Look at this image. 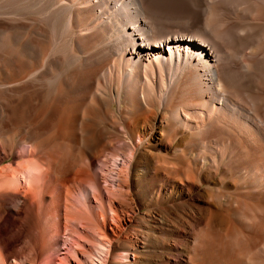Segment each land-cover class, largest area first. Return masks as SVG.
<instances>
[{
    "label": "bare ground",
    "instance_id": "6f19581e",
    "mask_svg": "<svg viewBox=\"0 0 264 264\" xmlns=\"http://www.w3.org/2000/svg\"><path fill=\"white\" fill-rule=\"evenodd\" d=\"M155 4L0 0V209L64 239L28 264H264V0Z\"/></svg>",
    "mask_w": 264,
    "mask_h": 264
},
{
    "label": "rangeland",
    "instance_id": "374dc122",
    "mask_svg": "<svg viewBox=\"0 0 264 264\" xmlns=\"http://www.w3.org/2000/svg\"><path fill=\"white\" fill-rule=\"evenodd\" d=\"M172 1L173 0H152V2L156 3L155 4L156 6L163 9L164 13L158 12L160 20L163 22L166 21L165 23L171 26H184V25L190 24V22L195 17L193 12L183 14L184 12L182 13L181 11H179L182 9H176V8L174 9V7L171 6ZM175 18H176V21H175ZM181 19L184 21H182ZM186 19H187V22L185 21ZM112 132L115 133L116 131L112 130ZM44 157L46 158V156ZM17 159H18L17 156H12L10 157V159L6 160L5 163L14 164L16 163ZM46 169H48L47 177L53 179V175L50 171V168L46 166ZM52 195H53L52 190H49L48 192H44V203L45 204H48L50 201H52ZM65 195H66L65 189L63 188H61V190L59 189V200L56 201V203L57 202L59 203V204L57 203L59 207V208L57 207V210L59 209L58 212L62 215V219H61L62 223L64 221L63 215L66 213L65 208L63 206L65 202V199H64ZM18 202L19 203L22 202V203L20 205L19 203H17V205L15 204L13 205V203H8V205L5 206V208L0 209V247H1V250L5 253L4 255L7 261L9 260V262H7L6 264H15L14 263L15 259H16L17 264L19 262H20L19 264H28L29 262L34 263L36 261L38 262L39 260L41 261L42 258L44 260V258L48 255L47 253L54 254L52 253L50 249L51 246L50 247L48 246L47 248V245H45V243L44 245H42V242H41L42 234L44 233L43 231L46 232L51 229L50 222L52 221V218L48 216L49 218L48 221L50 220L49 221L50 224H49L44 218L45 214L41 212H37L35 206L28 205V202L26 199L20 198ZM60 202L62 203L61 205H60ZM60 206H62V208ZM72 222L75 224H78L76 223L77 220L75 221L73 220ZM87 238H89V241H90V238L92 239L90 235H87ZM59 239L61 241V245L59 246L60 249L59 248L57 249L58 251L56 250L55 252L54 250L55 252L54 256H57L55 258H58L59 256L60 257L63 256L62 254H59V251H65V249H63L64 239L63 237ZM80 242L82 244H85L86 240L84 241L81 240ZM87 243H88V240L86 244ZM43 247L47 248V250L50 249L49 251L51 252H44L45 250ZM22 260H23V263H21Z\"/></svg>",
    "mask_w": 264,
    "mask_h": 264
}]
</instances>
